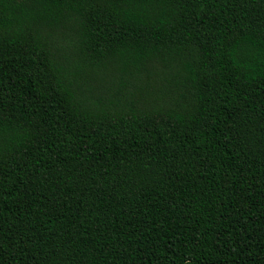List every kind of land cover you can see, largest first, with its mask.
<instances>
[{
	"label": "trees",
	"instance_id": "obj_1",
	"mask_svg": "<svg viewBox=\"0 0 264 264\" xmlns=\"http://www.w3.org/2000/svg\"><path fill=\"white\" fill-rule=\"evenodd\" d=\"M0 264H264V0H0Z\"/></svg>",
	"mask_w": 264,
	"mask_h": 264
}]
</instances>
